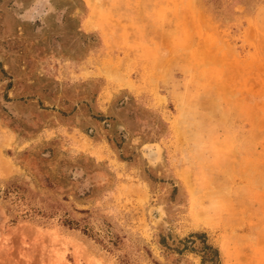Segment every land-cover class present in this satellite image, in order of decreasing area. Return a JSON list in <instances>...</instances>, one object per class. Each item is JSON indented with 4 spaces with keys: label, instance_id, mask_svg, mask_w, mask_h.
Returning <instances> with one entry per match:
<instances>
[{
    "label": "rangeland",
    "instance_id": "obj_1",
    "mask_svg": "<svg viewBox=\"0 0 264 264\" xmlns=\"http://www.w3.org/2000/svg\"><path fill=\"white\" fill-rule=\"evenodd\" d=\"M8 183L0 264H264V0H0Z\"/></svg>",
    "mask_w": 264,
    "mask_h": 264
},
{
    "label": "trees",
    "instance_id": "obj_2",
    "mask_svg": "<svg viewBox=\"0 0 264 264\" xmlns=\"http://www.w3.org/2000/svg\"><path fill=\"white\" fill-rule=\"evenodd\" d=\"M0 197L10 201L9 203L11 207H9L7 211L8 213H12L13 221L19 218L33 220L36 215L49 217L54 214L53 210H46L31 206L28 202L25 203V190L21 189L14 183H8L4 187L0 185ZM13 210H18L20 212L13 214ZM62 223L70 226L71 228L78 227V223L71 219L68 220L67 218H64ZM84 232L89 234L85 228ZM91 235L93 234L91 233ZM96 239L100 241L99 238ZM179 242L181 246L173 248L176 252L182 253L184 251H189L198 254L201 258L199 264H221L219 249L208 240L205 232H192L187 237L179 240ZM160 243L166 247H170L168 244H165L166 242L164 237L160 239Z\"/></svg>",
    "mask_w": 264,
    "mask_h": 264
},
{
    "label": "crops",
    "instance_id": "obj_3",
    "mask_svg": "<svg viewBox=\"0 0 264 264\" xmlns=\"http://www.w3.org/2000/svg\"><path fill=\"white\" fill-rule=\"evenodd\" d=\"M77 74L79 75V73H77ZM106 145H107V143H106L105 139L99 137V139L93 141L92 154L93 155L99 154L102 156H105V155L108 156ZM97 159H99V158H97Z\"/></svg>",
    "mask_w": 264,
    "mask_h": 264
}]
</instances>
